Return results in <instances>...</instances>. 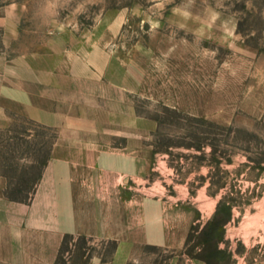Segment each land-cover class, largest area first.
I'll list each match as a JSON object with an SVG mask.
<instances>
[{
	"label": "rangeland",
	"instance_id": "1",
	"mask_svg": "<svg viewBox=\"0 0 264 264\" xmlns=\"http://www.w3.org/2000/svg\"><path fill=\"white\" fill-rule=\"evenodd\" d=\"M4 14L19 30L8 57L83 61L113 81L119 110L155 124L113 130V146L132 139L147 165L113 182L114 199L134 202L113 203V219L127 208L138 221L142 199H159L157 233L174 241L137 245L140 264H264V0H0ZM9 106L1 192L28 198L57 133ZM125 230L68 235L55 264H109Z\"/></svg>",
	"mask_w": 264,
	"mask_h": 264
},
{
	"label": "crops",
	"instance_id": "2",
	"mask_svg": "<svg viewBox=\"0 0 264 264\" xmlns=\"http://www.w3.org/2000/svg\"><path fill=\"white\" fill-rule=\"evenodd\" d=\"M7 22L4 14L0 20V127L8 124L9 104H13L27 118L55 129L57 137L29 202L8 199L1 192L0 178V264H55L66 236L113 240L117 237L113 225L121 223L125 234L109 264H140L139 244L172 247L173 239L156 230L165 214L159 199H142L141 218L135 221L127 209L133 197L118 201L113 196V182L139 177L147 168L135 156L132 139L126 138L124 146H113V135L118 134L113 130L127 137L135 126L151 131L155 124L135 116L133 107L119 110L113 81L83 61L63 55L55 62L51 51L8 57L5 51L19 30ZM115 202L127 207L124 223L113 219V215H124L121 207L113 213ZM87 264L103 263L93 255Z\"/></svg>",
	"mask_w": 264,
	"mask_h": 264
},
{
	"label": "trees",
	"instance_id": "3",
	"mask_svg": "<svg viewBox=\"0 0 264 264\" xmlns=\"http://www.w3.org/2000/svg\"><path fill=\"white\" fill-rule=\"evenodd\" d=\"M52 145H53V144H52ZM51 148H52V147H51ZM50 154H51V149H50V151L48 152L45 161L43 162L44 167L46 166V164H47V162H48V160H49V158H50ZM4 176L6 177V175H4ZM40 178H41V175H40V177H39V179H38V182H39ZM38 182H37V184H38ZM37 184H36V186H37ZM36 186H35V189H36ZM35 189H34V191H35ZM34 191H33L32 195L29 196L28 198H18V197L10 196V195H8V194H5V196H6L8 199L12 200V201H18V202H29V201L31 200L33 194H34ZM66 237H67V236H66ZM66 237H65V238H66Z\"/></svg>",
	"mask_w": 264,
	"mask_h": 264
}]
</instances>
